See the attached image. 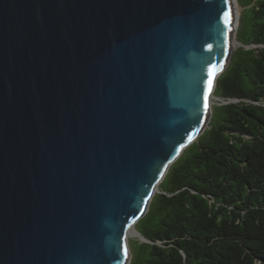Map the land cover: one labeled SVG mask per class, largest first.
<instances>
[{
	"label": "water",
	"instance_id": "obj_1",
	"mask_svg": "<svg viewBox=\"0 0 264 264\" xmlns=\"http://www.w3.org/2000/svg\"><path fill=\"white\" fill-rule=\"evenodd\" d=\"M235 37L231 0H0V264H129Z\"/></svg>",
	"mask_w": 264,
	"mask_h": 264
},
{
	"label": "trees",
	"instance_id": "obj_2",
	"mask_svg": "<svg viewBox=\"0 0 264 264\" xmlns=\"http://www.w3.org/2000/svg\"><path fill=\"white\" fill-rule=\"evenodd\" d=\"M247 5L221 101L136 223L149 241L130 243L129 264H264V0Z\"/></svg>",
	"mask_w": 264,
	"mask_h": 264
},
{
	"label": "rangeland",
	"instance_id": "obj_3",
	"mask_svg": "<svg viewBox=\"0 0 264 264\" xmlns=\"http://www.w3.org/2000/svg\"><path fill=\"white\" fill-rule=\"evenodd\" d=\"M249 0H236V2H237V9H238V12H237V25H236V29H235V32H237V30H238V26H239V21H240V16L241 15H243L244 13H245V11H246V9H247V7H248V5H247V2H248ZM235 42L233 43V49H235L237 46H239L240 45V42L239 41H237V39H236V37H235ZM219 101H221V99L220 98H218L217 96H214L213 97V103H212V105L215 103V102H219ZM159 189V188H158ZM158 189H157V191H158ZM156 191V192H157ZM130 234H131V232H130ZM141 235V234H140ZM129 246H131L130 245V243L132 242V241H134V242H138V243H142V242H148V240L149 239H146V238H144L142 235L141 236H132V235H130V237H129Z\"/></svg>",
	"mask_w": 264,
	"mask_h": 264
},
{
	"label": "bare ground",
	"instance_id": "obj_4",
	"mask_svg": "<svg viewBox=\"0 0 264 264\" xmlns=\"http://www.w3.org/2000/svg\"><path fill=\"white\" fill-rule=\"evenodd\" d=\"M232 2V5H233V9H234V24H235V29H236V25H237V12H238V9H237V2L236 0H231ZM235 42V40H233V43ZM131 229H136L135 227H132ZM131 229L129 230V235H130V232H131ZM137 230V229H136ZM138 231V230H137ZM139 232V231H138Z\"/></svg>",
	"mask_w": 264,
	"mask_h": 264
}]
</instances>
